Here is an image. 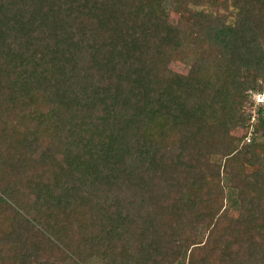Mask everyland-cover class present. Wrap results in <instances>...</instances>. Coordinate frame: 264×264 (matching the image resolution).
Returning <instances> with one entry per match:
<instances>
[{
    "label": "trees",
    "instance_id": "trees-1",
    "mask_svg": "<svg viewBox=\"0 0 264 264\" xmlns=\"http://www.w3.org/2000/svg\"><path fill=\"white\" fill-rule=\"evenodd\" d=\"M256 93L264 0H0V264H264Z\"/></svg>",
    "mask_w": 264,
    "mask_h": 264
},
{
    "label": "rangeland",
    "instance_id": "rangeland-1",
    "mask_svg": "<svg viewBox=\"0 0 264 264\" xmlns=\"http://www.w3.org/2000/svg\"><path fill=\"white\" fill-rule=\"evenodd\" d=\"M203 9L206 12H209L211 14L220 15V16L227 18L228 22L232 23L235 20V12L236 11L233 7H230L228 9H215V8H211L209 6H204ZM165 15L168 18V20L171 21L172 23H177V21L179 19L178 15L175 14L173 11H170V10H166ZM169 68L175 72L187 73L189 70V62L183 61L182 59H173L169 65ZM241 133H242L241 130L238 131V134H241ZM250 136H249V138H250ZM247 141H249V139H247ZM93 264H98V263H93Z\"/></svg>",
    "mask_w": 264,
    "mask_h": 264
},
{
    "label": "built area",
    "instance_id": "built-area-1",
    "mask_svg": "<svg viewBox=\"0 0 264 264\" xmlns=\"http://www.w3.org/2000/svg\"><path fill=\"white\" fill-rule=\"evenodd\" d=\"M255 103L262 104L264 106V93H256L252 95Z\"/></svg>",
    "mask_w": 264,
    "mask_h": 264
}]
</instances>
